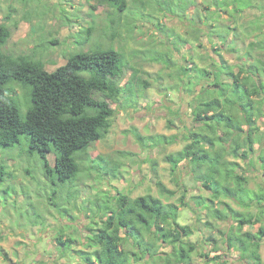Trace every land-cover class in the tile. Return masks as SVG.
<instances>
[{
	"label": "trees",
	"instance_id": "trees-1",
	"mask_svg": "<svg viewBox=\"0 0 264 264\" xmlns=\"http://www.w3.org/2000/svg\"><path fill=\"white\" fill-rule=\"evenodd\" d=\"M97 3L108 4L118 12L127 7L126 0H97ZM225 6L229 9L230 5ZM204 7L210 11V4ZM251 8L261 12L254 20H262V8L253 4ZM213 19L215 14L208 21V29L194 23L191 37L196 43L194 46L189 43L192 55L193 48L205 47L200 33L205 35L211 47L205 48L206 57L211 62L201 66L192 61L190 67L177 66L180 80L190 75L186 84L200 85V90H195L190 102L192 120L181 136L183 147L163 155L175 189L164 184L156 161H152L151 170L160 194L170 199L182 191L179 203L165 202L151 193L132 198L122 192L101 203L92 201V206L86 207L89 221L84 247L76 251L83 264H195L193 256L197 254L206 264H231L232 258L223 257L227 253H218L221 242L226 252L237 250L244 264H263L260 247L264 239V185L256 191L250 189L240 161L247 162L255 144L262 143L264 137L257 124L264 119V33L261 23L243 26L244 31L251 29L255 35L247 43L241 42L243 45L238 49L234 42H228V30L237 27L227 26L225 31L217 32ZM89 31L88 28V34ZM10 35L9 27L0 23V46ZM241 39L244 40L240 33L234 34L233 40ZM178 41L188 43L185 37H178ZM224 48L246 64L226 61L221 54ZM175 49L180 47L175 45ZM158 59L172 63L169 54ZM125 64L123 53L112 44L74 52L52 71L29 55L0 52V146L17 144L20 136L26 134L29 149L39 154L46 175H55L62 183L74 180L80 171L79 155H86L88 147L110 131L114 114L110 101L116 102L121 95L120 80ZM12 83L28 89L30 105L24 117L19 113L18 95L9 88ZM142 84L146 87L149 83ZM174 126L168 119L167 127ZM132 132L145 150L178 141L174 134L145 137L136 130ZM52 150L53 165L48 159ZM102 159L97 156L89 161L98 164ZM258 159L264 164V154ZM181 168L190 173L197 188L196 193H190L188 201L185 198L189 189L181 180ZM180 206L193 210L198 221H202L198 213L204 210V228L217 230L220 239L210 235L204 245L192 241L190 237L196 230L178 221ZM251 208L255 209L254 213ZM220 222L226 225L218 227ZM257 224L254 232L244 229L245 225ZM55 240L60 252L72 248V238L63 230H59ZM210 242L212 252L206 250ZM0 254L8 259L1 249Z\"/></svg>",
	"mask_w": 264,
	"mask_h": 264
},
{
	"label": "rangeland",
	"instance_id": "rangeland-1",
	"mask_svg": "<svg viewBox=\"0 0 264 264\" xmlns=\"http://www.w3.org/2000/svg\"><path fill=\"white\" fill-rule=\"evenodd\" d=\"M141 1L143 4L140 0H126V9L118 12L108 4L98 5L97 0H0V23L11 30L0 52L11 56L29 55L52 71L74 52L112 44L123 53L126 62L120 80L121 95L116 102L110 101L114 109L110 131L93 142L86 155H79L80 171L74 180L62 183L55 175H46L39 154L29 149L26 134L20 136L17 144L0 146V249L8 256L5 259L0 254V264H37L39 261L42 264H83L76 251L84 247L83 239L88 233L86 207L94 200L101 203L117 192L132 198L151 193L165 202L179 203L182 191L170 199L160 194L151 167L152 161H156L160 179L167 187L176 188L163 155L183 147L185 142L181 136L192 120L190 102L195 90H200V85L186 84L190 75L180 80L177 66L190 67L192 61L201 66L211 62L205 52V48L211 49L209 39L202 33L200 38L205 47H195L192 55L189 53L190 44L196 43L191 37L193 24L208 29V21L215 14L216 25L213 26L217 32L225 31L227 26L237 27L228 30V42H234L239 49L255 35L251 29L244 31L243 26L261 23L264 33V17L254 20L261 12L251 8L253 4L261 10L264 0ZM227 3L229 9L225 6ZM206 4H210V11L205 10ZM236 33L244 40H233ZM178 37L187 38L188 43L179 42ZM175 45L180 49L176 50ZM226 49L221 52L226 61L235 65L245 63ZM167 54L172 59L171 64L158 59ZM200 54L202 59H199ZM143 81H147L148 86L144 87ZM9 88L18 95L19 113L24 117L30 105L28 89L18 83H12ZM168 119L175 125L171 129L167 127ZM257 124L264 135V119ZM135 130L145 137L174 134L178 141L145 150L136 141L132 132ZM53 152L48 153L51 165L55 160ZM261 154H264V137L262 143L255 144L249 160L240 161L252 190L264 185V164L258 159ZM97 156H102L103 161H97L98 164L89 161ZM181 173V180L189 189L185 198L188 201L190 193H196L197 188L185 168ZM59 208L68 211L61 212ZM198 214L202 221L195 220L196 214L190 208H179L178 221L196 230L191 240L204 245L210 235L219 238L217 230L204 228V212ZM225 225V222L217 224L218 227ZM59 230L72 238V248L65 252L57 248L55 237ZM211 244L206 247L207 251H211ZM218 247V253H227L224 259L232 258L236 259L234 264H244L234 258L236 252H226L222 242ZM261 252L264 256V242ZM193 262L206 264L199 254L193 256Z\"/></svg>",
	"mask_w": 264,
	"mask_h": 264
},
{
	"label": "crops",
	"instance_id": "crops-1",
	"mask_svg": "<svg viewBox=\"0 0 264 264\" xmlns=\"http://www.w3.org/2000/svg\"><path fill=\"white\" fill-rule=\"evenodd\" d=\"M249 178V177H248ZM258 189V188H257ZM256 191V190H255ZM204 212V210L203 211H201V214ZM255 212V209L253 210V212L252 213H254ZM263 222H264V219H263ZM258 225V224H257ZM244 229L245 230H250V231H252V232H254V231H256V225L255 226H250V225H245L244 226ZM263 242H264V239L262 240V242H261V247H260V253H261V255H262V260H263V264H264V256H263V254H262V252H261V248H262V246H263ZM233 252H236V256L237 257H234V258H237V260L239 259L238 258V255H239V252L237 251V250H232ZM240 260V259H239ZM235 261H236V259H233L232 260V262H230L231 264H234L235 263Z\"/></svg>",
	"mask_w": 264,
	"mask_h": 264
}]
</instances>
